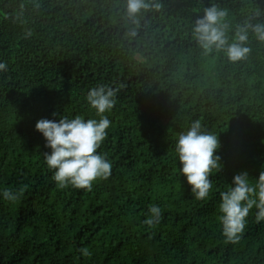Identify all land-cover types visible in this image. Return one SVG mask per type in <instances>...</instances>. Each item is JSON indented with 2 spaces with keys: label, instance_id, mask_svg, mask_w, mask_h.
<instances>
[{
  "label": "trees",
  "instance_id": "16d2710c",
  "mask_svg": "<svg viewBox=\"0 0 264 264\" xmlns=\"http://www.w3.org/2000/svg\"><path fill=\"white\" fill-rule=\"evenodd\" d=\"M212 2L162 0L135 26L124 0H0V61L9 69L0 73V190L27 186L15 202L0 197V264H264L256 209L238 243L226 241L219 211L235 175L255 181L264 172V42L253 36L236 63L206 54L192 26ZM215 2L233 29L264 22V0ZM101 84L119 88L98 150L112 175L91 191L60 188L36 123L98 118L86 94ZM195 120L221 142L205 200L191 193L175 154ZM153 204L163 217L149 227Z\"/></svg>",
  "mask_w": 264,
  "mask_h": 264
},
{
  "label": "clouds",
  "instance_id": "9594fccd",
  "mask_svg": "<svg viewBox=\"0 0 264 264\" xmlns=\"http://www.w3.org/2000/svg\"><path fill=\"white\" fill-rule=\"evenodd\" d=\"M162 0H124V16L132 25L139 26L148 12L160 11ZM192 26V38L206 54L222 52L233 63L245 60L251 48L250 39L264 42V22L253 23L251 19L233 29L228 20V10L220 7L215 0L204 8ZM260 13H257L259 16ZM133 30L131 35H135ZM8 64L0 61V73L7 72ZM119 88L101 84L91 87L86 94V102L95 110L96 117L75 115L62 116L59 120L43 118L37 121L36 130L46 140L51 149L44 153L49 169L53 170L52 179L60 188L69 185L91 191L94 182L107 179L112 175L113 164L106 154L98 151L109 135L112 120L111 113L117 104ZM55 115V113H54ZM221 142L216 134L204 129L199 120H195L178 134L175 142V154L182 163L180 173L186 176L191 193L197 200L208 198L213 189V172L221 167V157L217 150ZM4 188L0 197L15 202L25 191ZM220 223L222 234L227 242L238 243L242 239L248 224V218L256 209V222L264 221V172L253 181L247 172L233 177L229 187L219 192ZM163 217L161 206L153 204L144 223L155 226ZM89 255L87 248L80 250Z\"/></svg>",
  "mask_w": 264,
  "mask_h": 264
}]
</instances>
